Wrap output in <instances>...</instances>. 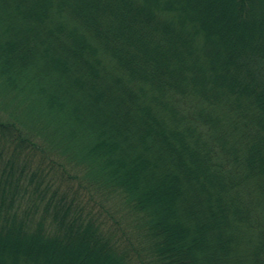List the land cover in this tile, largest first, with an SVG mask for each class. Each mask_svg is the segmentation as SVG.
I'll list each match as a JSON object with an SVG mask.
<instances>
[{
    "label": "trees",
    "instance_id": "trees-1",
    "mask_svg": "<svg viewBox=\"0 0 264 264\" xmlns=\"http://www.w3.org/2000/svg\"><path fill=\"white\" fill-rule=\"evenodd\" d=\"M0 264H264V0H0Z\"/></svg>",
    "mask_w": 264,
    "mask_h": 264
}]
</instances>
